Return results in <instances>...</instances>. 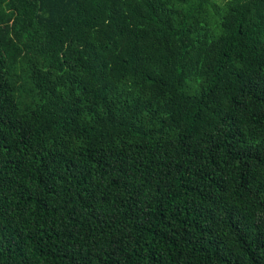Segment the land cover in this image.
Wrapping results in <instances>:
<instances>
[{
    "label": "trees",
    "instance_id": "1",
    "mask_svg": "<svg viewBox=\"0 0 264 264\" xmlns=\"http://www.w3.org/2000/svg\"><path fill=\"white\" fill-rule=\"evenodd\" d=\"M0 264H264V0H0Z\"/></svg>",
    "mask_w": 264,
    "mask_h": 264
}]
</instances>
